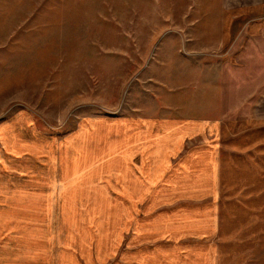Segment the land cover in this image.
<instances>
[{"label": "rangeland", "instance_id": "obj_1", "mask_svg": "<svg viewBox=\"0 0 264 264\" xmlns=\"http://www.w3.org/2000/svg\"><path fill=\"white\" fill-rule=\"evenodd\" d=\"M262 24L264 0H0L2 246L264 264V58L235 39Z\"/></svg>", "mask_w": 264, "mask_h": 264}, {"label": "crops", "instance_id": "obj_2", "mask_svg": "<svg viewBox=\"0 0 264 264\" xmlns=\"http://www.w3.org/2000/svg\"><path fill=\"white\" fill-rule=\"evenodd\" d=\"M241 28L242 27H240L239 32L235 39L237 40L238 38L245 36L244 37L245 42L243 43H246L248 38H250L251 41L255 40V44L257 45L256 57L257 59L264 58V48L262 47V44L264 43V39H263L264 34H262L263 29H264V24L259 26L260 31L256 33L248 32V29H246L244 33L243 31H241ZM257 28H255V30ZM257 37H261L262 42L256 39ZM239 107H241V104L239 105ZM262 108H264V95H261V97H258L256 99V110L258 111V113H260L259 115H261V117H264L263 113L260 112ZM211 115L212 114H207V115H204L203 117H201L200 115H197L191 120H187L185 122L179 123V126L174 129V133L165 134L162 138H160L158 144L160 145V147L163 148V146L167 147V145L169 144V142L167 141L169 139H173L174 141L176 140L180 141L181 139L185 138L186 136H189L190 134L203 133L206 130L215 132L217 128L219 127V121H218L219 114H217L216 117L211 116ZM133 184H131V187ZM140 188L143 189L144 187H140ZM20 243H21L20 245L23 247V250H22V247L18 245L17 250H20L21 253L16 254L14 252L15 248L11 246H7L6 248V246L4 245L2 246V242H0V264H71V263L66 262L65 260H62V261L59 260L58 262L53 257L45 260L39 256L38 250H36V254L35 256H33V253L31 254L29 251V248H27L29 244L28 240H22ZM5 249H7V253L5 252L3 253V250Z\"/></svg>", "mask_w": 264, "mask_h": 264}]
</instances>
